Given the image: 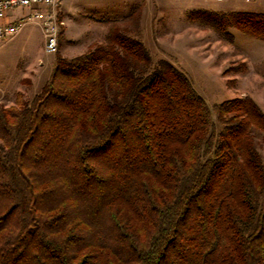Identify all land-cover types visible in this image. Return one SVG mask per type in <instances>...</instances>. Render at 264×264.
<instances>
[{"label":"trees","instance_id":"16d2710c","mask_svg":"<svg viewBox=\"0 0 264 264\" xmlns=\"http://www.w3.org/2000/svg\"><path fill=\"white\" fill-rule=\"evenodd\" d=\"M232 41L264 11L193 9ZM264 113L211 107L118 25L0 104V264H264Z\"/></svg>","mask_w":264,"mask_h":264},{"label":"rangeland","instance_id":"374dc122","mask_svg":"<svg viewBox=\"0 0 264 264\" xmlns=\"http://www.w3.org/2000/svg\"><path fill=\"white\" fill-rule=\"evenodd\" d=\"M193 9L264 11V0H60L57 49L46 53L40 25L26 21L0 39V104L26 100L40 91L59 54L71 57L104 42L110 25L138 38L151 60L180 69L209 107L234 97L251 98L264 113V39L231 27L232 41L187 18ZM34 6L9 11L10 20ZM264 163V134L255 136Z\"/></svg>","mask_w":264,"mask_h":264},{"label":"built area","instance_id":"2783aa9c","mask_svg":"<svg viewBox=\"0 0 264 264\" xmlns=\"http://www.w3.org/2000/svg\"><path fill=\"white\" fill-rule=\"evenodd\" d=\"M59 0H0V39L17 33L26 21L36 22L40 25L43 35V49L46 53L57 49L58 21L54 8ZM222 1V0H215ZM18 6L31 7L34 10L15 20L8 17L9 11Z\"/></svg>","mask_w":264,"mask_h":264},{"label":"crops","instance_id":"0c3cea01","mask_svg":"<svg viewBox=\"0 0 264 264\" xmlns=\"http://www.w3.org/2000/svg\"><path fill=\"white\" fill-rule=\"evenodd\" d=\"M59 1H60V0H59ZM59 1H58V4H59ZM58 4H57V5H58ZM58 31H59V30H58Z\"/></svg>","mask_w":264,"mask_h":264}]
</instances>
